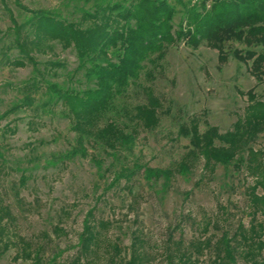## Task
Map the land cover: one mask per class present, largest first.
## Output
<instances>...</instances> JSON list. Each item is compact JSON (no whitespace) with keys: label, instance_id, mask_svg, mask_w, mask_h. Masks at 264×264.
Segmentation results:
<instances>
[{"label":"trees","instance_id":"16d2710c","mask_svg":"<svg viewBox=\"0 0 264 264\" xmlns=\"http://www.w3.org/2000/svg\"><path fill=\"white\" fill-rule=\"evenodd\" d=\"M70 2L73 7L64 14L61 8H32L22 0H1L11 21L7 32L11 43L3 58L16 66L31 64L35 74L20 85L18 99L0 111V178L7 168L8 135L17 131L10 121L17 120L15 115L22 110L37 115L51 105L60 106L74 132L70 148L60 160L90 156L102 178L110 173L105 179L106 189L124 182L133 191L135 176L141 170L148 180L164 178L169 183L178 174H190L201 161L209 175L218 165L245 167L255 177L247 188L251 224L240 221L233 231L225 229L216 239L196 240L190 247L181 240L168 256L170 264H200L199 256L210 248L213 254L209 264H239L240 258L250 264H264V149L253 145L264 133V100L255 88L239 90L248 103L232 129L222 132L204 120L206 128L202 130V120L196 115L182 123L179 134L189 144L174 165L152 167L137 157L128 163L141 130L151 131L160 124L163 101L153 83L172 46L182 42L197 49L206 44L218 51L221 64L231 53L264 85V0H67L65 6ZM230 42L241 46L230 51ZM58 45L73 49L78 60L62 81L51 76L57 75L58 68L66 67L64 61L41 62L37 58L38 54H56ZM11 50L16 53L11 55ZM131 90H140L144 100L131 101ZM109 157L111 161L104 167ZM20 180L23 185L26 177ZM12 220V207L0 189V257L16 245L14 258L28 264L85 262L112 225L90 209L78 235V255L61 263L57 255L47 253V241L20 234L15 240L6 237ZM211 224L207 222L205 229ZM53 232L56 236L67 234L60 224L53 227ZM44 236L50 234L45 232ZM145 242L138 229L133 231L129 246L109 242V261L147 264Z\"/></svg>","mask_w":264,"mask_h":264},{"label":"rangeland","instance_id":"374dc122","mask_svg":"<svg viewBox=\"0 0 264 264\" xmlns=\"http://www.w3.org/2000/svg\"><path fill=\"white\" fill-rule=\"evenodd\" d=\"M66 1L22 0L32 8H61L64 14L73 7L71 2L66 7ZM10 26L11 21L0 0L1 112L18 99L23 81L35 74L31 64L16 66L3 58L11 43L7 34ZM239 46L240 43L230 42L227 47L230 50ZM9 52L14 55L16 50ZM37 58L41 62L59 59L66 63V67L57 69V75L51 76L58 81L64 80L78 63L75 51L60 45L56 54H38ZM163 65V69L156 72L153 83L163 101L160 124L151 131L141 130L134 151L129 155V164L137 157L152 167H170L187 150L188 139L179 134V128L190 117L201 118L202 130L206 128L204 120H207L224 132L233 128L248 103L247 96L239 90L255 88L264 100V85L257 82L244 63L230 53L228 61L221 64L218 51L206 44L195 49L180 42L169 49ZM130 99L143 101L144 94L140 90H131ZM61 110L56 105L37 115L32 110H22L15 115L17 120L10 121L12 116L2 122L10 121L17 127L16 133L8 135L7 168L0 178L1 192L14 215L6 237L10 235L15 240L20 234L47 241L49 255H57L61 263L70 262L79 252L78 235L84 218L94 208L98 218L108 219L112 225L86 263L82 260L79 264H113L106 251L108 243L117 241L129 246L133 231L137 229L146 240L147 264H170L168 255L177 250L181 240L184 246L190 247L196 240L216 239L225 229L233 231L240 221L247 226L251 224L247 188L255 177L245 167L236 169L218 165L215 173L209 175L201 161L190 174H178L169 183L164 178L148 180L141 170L135 176L133 191L124 182L106 189L105 179L110 173L102 178L90 156L60 160L74 137L69 119ZM253 145L264 149V133ZM50 160L55 162L49 163ZM110 161L111 158H107L104 167ZM23 175L26 181L22 185ZM209 221L212 224L206 230ZM57 224L66 229V235L54 234L53 227ZM45 232L50 236H44ZM16 252L17 246L12 245L0 257V264H28L15 259ZM212 254L207 248L198 255L200 264H209ZM239 264L250 263L240 258Z\"/></svg>","mask_w":264,"mask_h":264},{"label":"built area","instance_id":"2783aa9c","mask_svg":"<svg viewBox=\"0 0 264 264\" xmlns=\"http://www.w3.org/2000/svg\"><path fill=\"white\" fill-rule=\"evenodd\" d=\"M197 1V0H196Z\"/></svg>","mask_w":264,"mask_h":264}]
</instances>
